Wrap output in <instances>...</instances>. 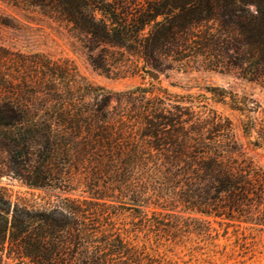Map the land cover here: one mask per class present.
I'll return each mask as SVG.
<instances>
[{
  "label": "trees",
  "instance_id": "1",
  "mask_svg": "<svg viewBox=\"0 0 264 264\" xmlns=\"http://www.w3.org/2000/svg\"><path fill=\"white\" fill-rule=\"evenodd\" d=\"M25 2L64 23L94 71L198 63L264 86V0ZM76 77L68 61L0 47V177L9 169L30 189L60 193L35 208L0 187V253L7 244L28 264H153L130 233L210 238L197 216H264V170L227 118L154 85L112 106ZM120 210L129 230L115 227Z\"/></svg>",
  "mask_w": 264,
  "mask_h": 264
},
{
  "label": "rangeland",
  "instance_id": "2",
  "mask_svg": "<svg viewBox=\"0 0 264 264\" xmlns=\"http://www.w3.org/2000/svg\"><path fill=\"white\" fill-rule=\"evenodd\" d=\"M141 1V0H137ZM0 47L10 53L39 55L52 62H70L76 69L75 81L101 87L111 94V105H116L120 93L137 87L150 88L154 93L165 89L172 96L186 97L197 112L209 111L227 118L242 145L246 156L264 170V86L247 82L236 73H219L198 63H188L181 69L163 66L162 71L146 68L135 74L106 75L89 65L81 42L73 38L64 23L44 15L25 0H0ZM157 78L153 79V76ZM224 96V101H220ZM5 155L0 154V165ZM3 162V164H2ZM6 169V168H5ZM7 175L0 177V187L6 189L12 201L20 199L30 207L41 208L54 203L58 191L30 189ZM78 194L72 195L77 196ZM114 217L115 227L129 230L130 215L126 211ZM209 223L210 238L185 236L171 240L136 236L139 246L145 243L153 264H264V216L256 213L236 215L234 218L197 216ZM11 246L5 244L0 253V264H28L24 259L13 260Z\"/></svg>",
  "mask_w": 264,
  "mask_h": 264
},
{
  "label": "water",
  "instance_id": "3",
  "mask_svg": "<svg viewBox=\"0 0 264 264\" xmlns=\"http://www.w3.org/2000/svg\"><path fill=\"white\" fill-rule=\"evenodd\" d=\"M155 78H157V76L154 75V76H153V79H155Z\"/></svg>",
  "mask_w": 264,
  "mask_h": 264
}]
</instances>
